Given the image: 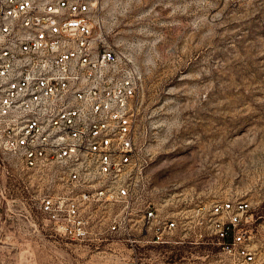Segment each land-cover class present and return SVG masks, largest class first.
Segmentation results:
<instances>
[{
  "label": "built area",
  "instance_id": "2783aa9c",
  "mask_svg": "<svg viewBox=\"0 0 264 264\" xmlns=\"http://www.w3.org/2000/svg\"><path fill=\"white\" fill-rule=\"evenodd\" d=\"M99 2L0 0V152L30 178L37 210L62 238L99 247L111 236L137 257L212 244L220 260L251 264L249 200H152L143 74L107 40ZM0 173H10L1 158Z\"/></svg>",
  "mask_w": 264,
  "mask_h": 264
},
{
  "label": "rangeland",
  "instance_id": "374dc122",
  "mask_svg": "<svg viewBox=\"0 0 264 264\" xmlns=\"http://www.w3.org/2000/svg\"><path fill=\"white\" fill-rule=\"evenodd\" d=\"M107 40L144 79L140 138L150 196L251 202L264 264V0H100ZM0 264H229L212 244L139 257L111 236L99 247L55 234L14 157L0 152Z\"/></svg>",
  "mask_w": 264,
  "mask_h": 264
}]
</instances>
